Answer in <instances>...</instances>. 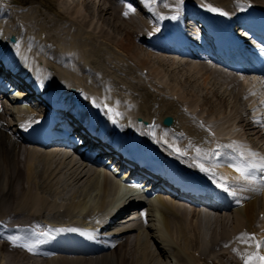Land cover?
<instances>
[{
	"label": "bare ground",
	"instance_id": "bare-ground-1",
	"mask_svg": "<svg viewBox=\"0 0 264 264\" xmlns=\"http://www.w3.org/2000/svg\"><path fill=\"white\" fill-rule=\"evenodd\" d=\"M87 1L89 13L96 10L101 16L106 13L102 4L108 6L107 22L101 16L98 18L102 22L96 20L95 12L85 17V6L75 5L76 0L70 1L72 5L68 0L59 1L57 8L61 6L66 11L56 10L60 17L50 16L46 10L38 17L35 6L21 7L0 0V94L8 84H14V95L24 96L21 101L11 102L0 97V216L4 214L0 217V249H5L0 264H20L18 257L28 255H36L35 259L29 258L28 264H163L169 254L175 264H245L246 260L249 264H264L259 259L264 256V201H258L256 196L264 186V161L245 160L228 141L230 138L256 148L243 130L245 124L251 123L239 117L236 103L235 113L232 111L226 121L222 117L209 121L197 107L189 109L202 106L203 102L193 100L199 91L206 93L204 103L215 104L217 98L220 105H225L227 99L220 95L219 87L215 89L209 84L207 77L211 73L221 77L222 85L227 84L235 92L233 98H242L250 89L244 79H237L243 78L239 72L200 57L203 43L193 41L182 18L188 15L190 20L196 14L206 28L217 33L219 28L212 21L194 11L198 2L234 16L239 14L237 6L251 8L258 4L264 10V0H98L102 4ZM213 13L220 15L221 24H227V15ZM34 19L37 24H33ZM110 22L113 28L108 25ZM48 23L56 26L42 29ZM257 24L264 31V23ZM91 25H97L100 34H93L97 29L91 31ZM36 29H40L38 34L34 33ZM117 32L120 37L114 34ZM10 33L16 40L7 44L3 35ZM64 34L68 44L61 41ZM71 36L79 39L73 40ZM147 38L152 40L147 42ZM207 40L204 36V42ZM220 40L221 46L228 48L223 35ZM240 42L243 50H235L246 63L244 73L260 74L264 85V45L253 39ZM167 49L183 52L180 56L189 59L195 57L200 64L177 59ZM154 61L171 69L172 65L180 68L178 71L173 67L178 71L172 70L174 82L165 79L159 68L152 67ZM47 64L52 67L51 72ZM197 68L203 70L201 82L192 72ZM147 77H152V83H147ZM69 85L75 87V92H67ZM179 85L188 96L176 88ZM167 86H171L169 98L161 96L162 88ZM39 88L38 94L34 89ZM30 96L38 97L39 103L49 108L50 130L57 138L55 147L21 142V128L32 127L47 117L44 109L38 110L28 103ZM250 104L253 112L256 106ZM252 112L251 118L258 123L262 114L251 115ZM165 115L173 117L168 127L160 123ZM136 116L147 123L136 121ZM257 127H251L252 131L261 132L263 140L264 130ZM229 132H233V137H229ZM109 139H114L113 145L122 151L132 149L141 159L154 162L169 178L179 176L184 184L193 185L194 191L202 189L198 191L204 198L193 201L209 204L211 211L200 213L196 204L187 209L161 191L150 194V200L143 199L144 189L170 190L147 168L134 166L131 170L129 176L141 181L143 190L134 184L126 197L114 196L115 187L109 186L107 178L98 183L86 177L84 162L68 149L69 144L78 141L84 147L94 144L100 151H111ZM152 140L155 143L150 145ZM243 153L251 154L246 150ZM207 164L217 171L209 172ZM189 167L197 170L200 177H207V173L214 176L211 181L221 189L215 191L209 181L187 173ZM236 168L244 169L245 174L241 175ZM97 184L98 191L91 192ZM212 195L223 201L212 200ZM129 207L140 216L120 220L125 212L130 213ZM149 231L152 241L147 236Z\"/></svg>",
	"mask_w": 264,
	"mask_h": 264
},
{
	"label": "rangeland",
	"instance_id": "rangeland-1",
	"mask_svg": "<svg viewBox=\"0 0 264 264\" xmlns=\"http://www.w3.org/2000/svg\"><path fill=\"white\" fill-rule=\"evenodd\" d=\"M5 1H7V2H10V3H16V4H18V5H20L21 7L23 6V7H29V8H33L34 6H35V8H33V10H34V12H35V14H37L38 15V17H40L41 16V13L40 12H42V13H45L46 12V14H48L49 15V13H50V16H53V17H60V16H58V14L56 13V10H59L61 13H64V12H66L64 9H63V7H61V6H58V8H57V5L59 4V1L60 0H5ZM52 1V2H51ZM69 1V5L71 4V0H68ZM87 0H76V3H74L75 5H84L85 6V10L83 11L84 13H85V17H87V15L88 14H92L93 13V15H95V13H96V17L98 18V17H100L101 15L100 14H98L97 12H96V10H91V12L89 13V10L91 9V8H88V6H87V2H86ZM30 2V3H29ZM46 4H45V3ZM84 2V3H83ZM96 2H97V4L98 3H101L102 4V2H100V1H98V0H96ZM31 3H32V6H31ZM39 3V4H38ZM41 3H44V4H41ZM100 4V5H101ZM37 5V6H36ZM53 5V6H52ZM72 5V4H71ZM105 4H102V8H103V13H105V15L103 14V16H101L103 19H102V21L103 22H107V18H105V17H107L108 15H107V13L108 12H110V9L108 8V6H104ZM45 7V8H44ZM48 7V8H47ZM51 7H53V8H51ZM82 8V7H81ZM40 9V10H39ZM109 9V10H108ZM36 10V11H35ZM46 10V11H45ZM108 12H107V11ZM45 11V12H44ZM49 11V12H48ZM51 11V12H50ZM63 11V12H62ZM55 12V13H54ZM95 12V13H94ZM51 13H52V15H51ZM115 15H116V17H115V15H114V17L117 19V17H118V15H117V13H119L118 11H117V9L115 10ZM55 14V15H54ZM65 14H68V12L67 13H65ZM57 15V16H56ZM35 18V17H34ZM37 19H34V21H33V24H37V21H36ZM40 20V19H39ZM96 20H100L99 18L98 19H96ZM104 20H106V21H104ZM101 21V20H100ZM101 21V22H102ZM28 22V21H27ZM38 22H40V21H38ZM98 22V21H97ZM111 23L112 22H110L108 25H110L111 26ZM24 24H26L27 25V23L26 22H24ZM49 24L50 23H48L46 26H48V27H44V28H42V29H46V28H53L54 26H56V25H54L55 23H53L52 25H54V26H52L51 24V26H49ZM97 25H91L90 27H91V31H93V29L94 28H96L93 32V34H96L97 35V33L96 32H98V27H96ZM93 27V28H92ZM111 28H113L112 26H111ZM72 30H74L75 29V27L73 28H71ZM38 30H40V29H36L35 31H34V33H37L38 34ZM99 33V32H98ZM100 34V33H99ZM98 34V35H99ZM114 34H117V36L118 37H120V33L119 32H117V33H114ZM38 37H39V35H38ZM71 38L74 40V39H79L78 37H75V36H71ZM62 42H66L67 44H68V38L66 37V34H64V37L62 38V40H61ZM37 43V41L35 42V44ZM139 45H141L140 43H139ZM145 50H147V49H145ZM148 51V50H147ZM176 57H177V59L179 58V57H182L181 58V60L182 61H189V62H191V63H196V64H200L198 61H197V59L194 57V59H189V58H186V57H184V56H179V55H175ZM161 57V56H160ZM156 61H154V63H155ZM125 64L127 63V62H124ZM153 63V64H154ZM152 64V65H153ZM151 65V66H152ZM155 65V66H154ZM152 67L153 68H157V70H158V68H159V72H160V74H162V76L165 78V79H171V83L172 82H174L173 81V79H172V73H173V71H176L177 73H178V71H179V69L180 68H178V66H175V65H172L171 67H172V69L170 68V67H168V66H165V65H163V64H159L158 62H156L155 64H154ZM137 67V66H136ZM135 67V68H136ZM145 68H147L148 70H149V67L148 66H144ZM176 68L175 70H173L174 68ZM180 67V66H179ZM46 68H47V70L48 71H52V67L50 66V64H47L46 65ZM139 68V67H138ZM138 68H136V69H138ZM173 70V71H172ZM193 71V74H195V76H197L198 77V80L197 81H199V82H201L202 80H203V78H202V76L204 75V74H202V72H203V70H200L199 68H197V69H192ZM195 70H198V71H195ZM201 72H200V71ZM50 71V72H51ZM171 71V72H170ZM198 72V73H197ZM164 74V75H163ZM197 74V75H196ZM212 75H213V73H211ZM208 75L209 77H207L208 79H209V84L211 85V86H214V87H216V86H218L219 87V89H220V95L222 96V97H225L226 99H227V101H226V103H225V105H220L221 103H219V101H218V99L217 98H214L216 101H215V104L214 103H204V100L203 99H205V95H206V93H204L205 91H199L198 92V96L196 95V99H193L194 100V102H200V103H202L201 105L202 106H192V107H189V109H192V110H195V108L197 107V109L196 110H199V112H200V114L202 115V116H204L205 118H208L209 119V121H215V120H217L218 118H220V117H222V118H225V119H223L224 121H226V120H228V118L230 117V116H232L233 115V112L235 113V106H234V103H236L237 105V114L239 115V117L240 118H242V119H245V120H247L249 123H251V124H245V129L243 128V130H245V132H246V134H245V136H246V138L249 140V141H252L253 143H254V146L256 147V148H253V149H251V148H249V145H247L246 147L247 148H249L250 149V151L249 152H251V154H250V156H252V158H254L255 160H264V137H263V140H262V135H261V137H260V134H261V132H258V133H255V130L253 129V131H252V128L251 127H253V126H255V127H257L256 129H263L264 130V113H263V116H262V118H263V121H261V120H259V122L258 123H254V120H253V118H251V116H250V112H251V109L249 108V106H248V103L249 102H252L251 104H250V106H252L253 105V103L255 102V101H257L258 102V100L259 99H257V97H258V95H259V92L261 91V88L262 87H260V88H257L258 86H260L259 84L260 83H257L256 81H254V79H255V77L253 78V80L252 79H250V78H248V77H244V78H237L238 80H243L244 79V83L246 82L247 83V85H248V87H250V88H252V90L250 89V92H245L244 93V95H243V97L242 98H233V97H235L234 96V94H235V92L230 88V87H228L227 88V84H224V85H222V81H221V77H218L217 75H213V77H212V75ZM200 75V76H199ZM216 80H215V79ZM220 80H219V79ZM157 79V77L155 78V80ZM200 79V80H199ZM214 79V80H213ZM147 80H148V82L147 83H152V77H147ZM154 80V79H153ZM158 80V79H157ZM221 82V84H220V82ZM151 81V82H150ZM216 81V82H215ZM155 84V83H154ZM175 85H176V83H174ZM173 84V85H174ZM207 84H208V82H207ZM208 84V85H209ZM209 85V86H210ZM263 86V85H262ZM153 87H156V86H153ZM234 87V86H233ZM157 88V87H156ZM168 88H171V86H167L166 88H164V90H165V93H164V90H163V88H162V90H161V96H164V97H167V98H169L170 96H168ZM177 89H179V91L181 90V93L182 94H184V93H188L187 92V90L186 89H184L183 87H181L180 88V85H179V88L178 87H176ZM215 89H217V87L215 88ZM230 91H231V93H230ZM204 93V94H203ZM188 96V94H184V96ZM232 96V97H231ZM190 97V96H189ZM175 98H176V100L179 102V101H181V100H178V96H175ZM198 98V99H197ZM192 99V98H191ZM230 100V101H229ZM252 100V101H251ZM233 101H235V102H233ZM243 101H245V102H243ZM233 102V103H232ZM219 103V104H218ZM220 105V107L221 108H223V109H220V107L219 106H217V105ZM232 106H231V105ZM204 105V106H203ZM215 105V106H214ZM229 105V106H228ZM239 105V106H238ZM257 105V104H256ZM255 105V106H256ZM188 107V106H187ZM225 107V108H224ZM229 107V108H228ZM219 108V109H218ZM218 109V110H217ZM228 109V110H227ZM240 109V110H239ZM213 110V111H212ZM220 110V111H219ZM223 110H224V112H223ZM227 110V111H226ZM258 110H264V105H262V106H260L259 108H258ZM222 111V112H221ZM233 111V112H232ZM217 112H220V113H217ZM232 112V113H231ZM229 113V114H228ZM241 113V114H240ZM232 114V115H231ZM228 115V116H227ZM241 115V116H240ZM243 116V117H242ZM227 117V118H226ZM223 120H221V122H224ZM251 130V131H250ZM249 132V133H248ZM254 134H256V135H254ZM253 135V136H252ZM254 139H253V138ZM259 138V139H258ZM252 143V144H253ZM241 147H244V146H241ZM261 188V192H259L260 193V195H259V193H257V199H258V201L260 200L261 201V199H262V201H264V186L263 187H260ZM96 191H98V190H96ZM95 191V192H96ZM72 192V191H71ZM94 192V193H95ZM82 198V197H81ZM78 200V199H77ZM144 207H148V205L147 204H145V206ZM231 211V210H230ZM226 212H228V210L226 211ZM4 216V214H3V212H2V214H1V216L0 217H3ZM148 230H150V229H148ZM150 235V236H149ZM147 236H148V238L152 241V238H151V236H152V232H150L149 231V233H147ZM243 238V237H242ZM149 239H147V241L149 240ZM150 241V242H151ZM204 241H205V239L203 240V238H202V242L204 243ZM1 243V242H0ZM247 244V243H246ZM210 247H207V249H209ZM174 248H169V250H173ZM191 249V248H190ZM2 250V251H1ZM217 250L215 249V252H216ZM231 252V251H230ZM190 253H191V251L190 252H188V254L190 255ZM4 255L5 254V249H0V255ZM170 256H168V255H165L167 258H165V261H164V263L163 264H175V259H174V257L172 256V254H169ZM29 256V257H28ZM28 256H25V258H21V257H18L19 258V260H21V261H19V263L21 262V263H26V264H28V263H30V259H35L36 258V255L35 256H30V255H28ZM76 256V255H75ZM191 256V255H190ZM211 256H214V255H211ZM234 257H235V255H233ZM31 257H33V258H31ZM38 257V256H37ZM79 257H81V256H79ZM192 257V256H191ZM227 257L228 256H226V257H224V259H227ZM30 258V259H29ZM171 258V259H170ZM233 258V257H232ZM39 259H41V257L39 256ZM215 259V258H214ZM220 259H222V258H220ZM22 260H23V262H22ZM29 262H28V261ZM217 260V259H216ZM27 261V262H26ZM218 262H219V260H217ZM230 260H228V262H229ZM231 262V261H230ZM20 263V264H21ZM218 264H220V262L218 263Z\"/></svg>",
	"mask_w": 264,
	"mask_h": 264
},
{
	"label": "water",
	"instance_id": "water-1",
	"mask_svg": "<svg viewBox=\"0 0 264 264\" xmlns=\"http://www.w3.org/2000/svg\"><path fill=\"white\" fill-rule=\"evenodd\" d=\"M70 89L72 90V91H74L75 90V88L74 87H70ZM138 118V120H141L142 122H146V120H144V119H141L140 117H137ZM172 116L171 115H165V116H163L162 117V123L164 124V125H167V126H169V125H171L172 124Z\"/></svg>",
	"mask_w": 264,
	"mask_h": 264
},
{
	"label": "snow or ice",
	"instance_id": "snow-or-ice-1",
	"mask_svg": "<svg viewBox=\"0 0 264 264\" xmlns=\"http://www.w3.org/2000/svg\"><path fill=\"white\" fill-rule=\"evenodd\" d=\"M210 10H211V11H214V12H220L221 15H227V13H224V12L220 11L219 9L212 8V9H210ZM113 122H115V121H113ZM235 170H236L237 172H239L241 175H244V174H245V170L242 169V168H236ZM257 246L259 247L260 245H257ZM259 259H260L261 261H264V256L259 257ZM245 264H249V262L246 260V261H245Z\"/></svg>",
	"mask_w": 264,
	"mask_h": 264
}]
</instances>
